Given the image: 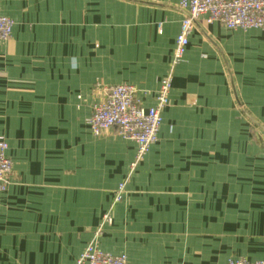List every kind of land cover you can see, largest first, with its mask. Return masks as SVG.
<instances>
[{"label":"crops","instance_id":"obj_1","mask_svg":"<svg viewBox=\"0 0 264 264\" xmlns=\"http://www.w3.org/2000/svg\"><path fill=\"white\" fill-rule=\"evenodd\" d=\"M180 1L0 0L15 22L0 41V137L13 163L0 264H73L109 210L100 245L129 264L264 259L262 30L193 28L158 140L132 173L136 142L88 125L108 86L153 103Z\"/></svg>","mask_w":264,"mask_h":264},{"label":"built area","instance_id":"obj_2","mask_svg":"<svg viewBox=\"0 0 264 264\" xmlns=\"http://www.w3.org/2000/svg\"><path fill=\"white\" fill-rule=\"evenodd\" d=\"M184 11L176 47L167 74L161 79L154 94L153 103L146 107L138 96V90L130 84H116L104 89L101 101L95 105L88 125L95 135L116 128L117 133L137 144V153L131 164L130 173L138 162L158 140L163 123V111L170 104V92L176 66L181 62L193 28L202 22H219L228 29H260L264 32V0H181ZM14 20L0 14V41L8 40L13 32ZM9 143L0 137V192L4 191L13 171V163L8 156ZM126 182H121L114 192V203L123 200ZM109 210L97 228L94 236L81 256L73 264H129L124 253L115 254L100 245V235L105 225L112 224ZM175 264H184L178 262ZM226 264H264V259L249 260L232 258Z\"/></svg>","mask_w":264,"mask_h":264},{"label":"rangeland","instance_id":"obj_3","mask_svg":"<svg viewBox=\"0 0 264 264\" xmlns=\"http://www.w3.org/2000/svg\"><path fill=\"white\" fill-rule=\"evenodd\" d=\"M261 138H262V136H261ZM263 139V138H262Z\"/></svg>","mask_w":264,"mask_h":264}]
</instances>
